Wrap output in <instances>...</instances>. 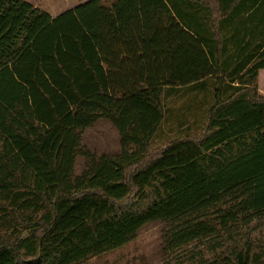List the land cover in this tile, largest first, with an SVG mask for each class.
I'll use <instances>...</instances> for the list:
<instances>
[{"label":"trees","instance_id":"16d2710c","mask_svg":"<svg viewBox=\"0 0 264 264\" xmlns=\"http://www.w3.org/2000/svg\"><path fill=\"white\" fill-rule=\"evenodd\" d=\"M125 1V15L88 0L52 17L0 0V264H79L152 221L168 264H262L249 238L264 219V0H165L177 22ZM98 15L135 34L106 35ZM99 119L119 153L82 148ZM173 120L177 135L151 149Z\"/></svg>","mask_w":264,"mask_h":264},{"label":"rangeland","instance_id":"374dc122","mask_svg":"<svg viewBox=\"0 0 264 264\" xmlns=\"http://www.w3.org/2000/svg\"><path fill=\"white\" fill-rule=\"evenodd\" d=\"M88 0H74L71 1L69 5H81L83 2ZM148 2V1H147ZM134 3V2H133ZM66 6L68 4H65ZM95 5V4H89ZM100 7H105L111 9L112 7L116 8V0H101L99 4ZM139 5V4H138ZM142 5L144 3L142 2ZM91 6V7H93ZM92 10V9H91ZM117 10V9H116ZM99 17V24L102 25L105 30L102 29L106 35L113 34L114 36H126V34L134 35V27L127 28V24L121 19L115 21L112 24V29H109L106 24L102 23L101 15ZM125 24V27H124ZM125 29V31H124ZM110 30V31H109ZM112 30V32H111ZM123 57H121L122 59ZM118 61L119 58L117 59ZM146 66L141 67L140 87L144 85V82L148 78V72L150 71L149 58ZM122 62V61H120ZM124 67V64H122ZM259 83L261 88H264V69L260 70L259 74ZM258 92L264 95V91L259 90V85L257 83ZM204 93H199L198 97L203 98ZM185 97L178 104L168 103L171 109L174 111L176 107H181L185 105L186 102H183ZM193 103L192 109L184 113V118L186 123H190L193 120L202 119L203 112L207 106L204 103ZM184 112V111H183ZM173 127V128H172ZM175 128V129H174ZM175 120L172 123L164 124L161 130L159 131L158 138L154 139L151 143V149L166 145L171 139H173L177 133ZM81 146L83 149H87L93 152L95 155H100L102 153L108 155H114L120 151V138L117 129L114 125L106 119H99L84 130L82 134ZM87 160L85 156L79 154L76 157L74 165L75 175H79L82 170L85 168ZM164 228V223L161 221H152L144 226H142L136 233L135 237L129 241L124 246L111 250L105 253H102L98 256L89 257L87 260L79 264H168L167 258L164 257L162 252V230ZM22 235H27L28 230H22ZM4 238H8L11 234V230L2 233ZM12 238V236H11ZM10 238V239H11ZM249 242L252 245L253 251L257 252L261 256V263L264 264V219L257 224L256 229L251 232Z\"/></svg>","mask_w":264,"mask_h":264},{"label":"crops","instance_id":"0c3cea01","mask_svg":"<svg viewBox=\"0 0 264 264\" xmlns=\"http://www.w3.org/2000/svg\"><path fill=\"white\" fill-rule=\"evenodd\" d=\"M31 4H33L35 7L47 12L50 16L55 17L56 15H58L59 13H61L62 11L69 9V8H74L76 6V4L73 5H69L71 3L72 0H25ZM74 2H76V0H74ZM83 2V1H82ZM117 2L119 3V10L120 13L122 15L126 14V10L130 11L131 9L127 6L124 5V3L126 2L125 0H117ZM155 2L157 3V6H160L162 12L165 14L166 18H168V20L172 19L177 22L175 20V16L172 14L170 8L168 7L167 3L165 0H155ZM65 4H68L67 6ZM136 8V7H135ZM133 12V10H132ZM124 49H128V46H122ZM122 48V49H123ZM105 54H106V63H108L112 58V51L113 49L110 47H107L104 49ZM106 63H103L104 66H106ZM112 63V61H111ZM260 70L258 71V77H257V83L259 85V90L264 91V88H261V85L259 83V74H260ZM117 95H122L123 93L121 92H117ZM96 123V122H95ZM87 129V128H86ZM85 129V130H86Z\"/></svg>","mask_w":264,"mask_h":264}]
</instances>
